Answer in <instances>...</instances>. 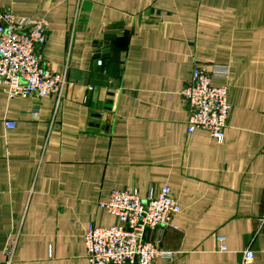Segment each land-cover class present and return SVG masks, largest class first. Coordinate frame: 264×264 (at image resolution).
<instances>
[{"label": "crops", "instance_id": "crops-1", "mask_svg": "<svg viewBox=\"0 0 264 264\" xmlns=\"http://www.w3.org/2000/svg\"><path fill=\"white\" fill-rule=\"evenodd\" d=\"M48 20L57 97L0 91V264H89L91 224L119 222L114 189L170 186L179 229L157 264H264V0H0ZM102 59V64L98 60ZM228 64L225 137L188 132L180 91L197 65ZM15 121L8 128L5 121ZM226 235L227 250L216 239ZM17 239L10 259L7 244Z\"/></svg>", "mask_w": 264, "mask_h": 264}, {"label": "built area", "instance_id": "built-area-1", "mask_svg": "<svg viewBox=\"0 0 264 264\" xmlns=\"http://www.w3.org/2000/svg\"><path fill=\"white\" fill-rule=\"evenodd\" d=\"M49 28L44 17L18 16L12 10L0 8V91L7 92L9 97L55 95L59 105L68 77L66 73L53 71L44 59ZM98 64H102V59ZM217 77L228 80L230 66L197 65L180 94L188 109V132L206 129L217 141H222L232 104L229 83L216 84ZM5 125L13 128L16 123L7 120ZM101 206L116 215L119 222L108 227L89 226L85 236L89 264H157L160 257L171 254L162 249L160 239L152 241L146 237L149 229H179L174 218L182 207L170 186H163L156 194L150 191L146 196L133 187L114 189ZM216 239L220 251L227 250L226 235L218 234ZM16 246L17 239L7 244L10 259ZM253 256L252 250L245 251L244 264Z\"/></svg>", "mask_w": 264, "mask_h": 264}]
</instances>
